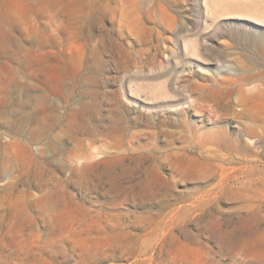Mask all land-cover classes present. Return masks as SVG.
<instances>
[{
  "label": "rangeland",
  "instance_id": "1",
  "mask_svg": "<svg viewBox=\"0 0 264 264\" xmlns=\"http://www.w3.org/2000/svg\"><path fill=\"white\" fill-rule=\"evenodd\" d=\"M0 264H264V0H0Z\"/></svg>",
  "mask_w": 264,
  "mask_h": 264
},
{
  "label": "bare ground",
  "instance_id": "2",
  "mask_svg": "<svg viewBox=\"0 0 264 264\" xmlns=\"http://www.w3.org/2000/svg\"><path fill=\"white\" fill-rule=\"evenodd\" d=\"M209 132H206V135H205V139H206V142H211V136L208 134ZM220 141V140H219ZM233 146V145H232Z\"/></svg>",
  "mask_w": 264,
  "mask_h": 264
}]
</instances>
